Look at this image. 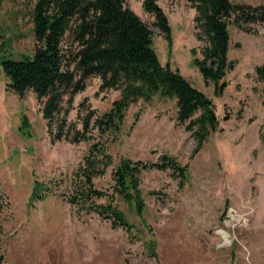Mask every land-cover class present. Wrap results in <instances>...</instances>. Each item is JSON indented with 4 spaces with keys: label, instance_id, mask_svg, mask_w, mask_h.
Returning a JSON list of instances; mask_svg holds the SVG:
<instances>
[{
    "label": "rangeland",
    "instance_id": "obj_1",
    "mask_svg": "<svg viewBox=\"0 0 264 264\" xmlns=\"http://www.w3.org/2000/svg\"><path fill=\"white\" fill-rule=\"evenodd\" d=\"M230 1L264 6V0ZM36 2L0 0V252L7 264H264V80L256 73L264 65V23L229 24L228 57L236 65L219 94L194 63L207 44L197 38L195 8L187 0L158 1L170 41L144 0H125L153 31L161 63L214 103L218 129L198 148L194 132L178 120L176 99L160 93L130 105L117 130L100 132L96 115L121 94L101 90L99 77L65 97L51 134L34 93L18 96L3 68L4 60L34 56ZM91 111L96 115L83 131ZM61 120L64 137L53 140ZM93 145L104 152L101 167L110 164L92 188L113 194L131 230L101 216L108 197L90 196L85 178L75 174ZM166 153L189 165L185 178L150 167L130 199L114 194L113 173L124 160L151 164ZM76 187L87 192L72 204Z\"/></svg>",
    "mask_w": 264,
    "mask_h": 264
},
{
    "label": "trees",
    "instance_id": "obj_2",
    "mask_svg": "<svg viewBox=\"0 0 264 264\" xmlns=\"http://www.w3.org/2000/svg\"><path fill=\"white\" fill-rule=\"evenodd\" d=\"M158 1L144 0L143 8L154 16V24L171 41L172 28ZM187 2L197 11V38L207 42L202 49L203 58L196 57L194 63L205 81L214 83L216 92L221 94L227 86L224 78L236 65L228 57L229 24L241 27L246 23H264V6L234 4L230 0ZM33 18L37 43L34 56L4 60L3 68L10 79V88L18 96L25 97L29 91L34 93L51 134L65 97L72 98L83 91L90 77L100 78L101 90L118 89L121 95L104 114L96 115L91 111L84 119L83 131L89 128L95 115L94 126L100 132L117 130L130 105L140 99L149 100L157 93L176 99L178 120L194 132L198 148L217 131L219 118L212 99L179 70L161 63L153 46V31L125 0H37ZM256 73L264 80V65L258 66ZM64 124L61 120L60 131L53 140L63 139L61 129ZM78 139L74 138L73 143ZM101 153L97 145H93L75 174L85 178L83 184L89 185L90 196L108 197L109 203L100 205L97 212L111 218L114 228L131 230L123 212L113 204V194L92 188L93 178L103 174L110 164L107 161L101 167L102 161L98 159ZM150 167L168 169L182 179L189 171L188 164H182L167 153L159 162L151 164L126 159L114 170V194L124 200L130 199L142 171ZM85 192L87 189L76 187L70 202L79 203L78 199ZM2 229L0 222V245ZM0 264H7L1 252Z\"/></svg>",
    "mask_w": 264,
    "mask_h": 264
},
{
    "label": "bare ground",
    "instance_id": "obj_3",
    "mask_svg": "<svg viewBox=\"0 0 264 264\" xmlns=\"http://www.w3.org/2000/svg\"><path fill=\"white\" fill-rule=\"evenodd\" d=\"M226 238H228V236L227 235H224Z\"/></svg>",
    "mask_w": 264,
    "mask_h": 264
}]
</instances>
